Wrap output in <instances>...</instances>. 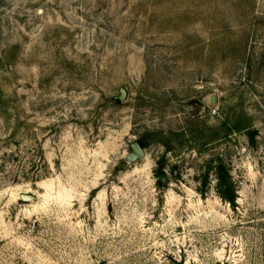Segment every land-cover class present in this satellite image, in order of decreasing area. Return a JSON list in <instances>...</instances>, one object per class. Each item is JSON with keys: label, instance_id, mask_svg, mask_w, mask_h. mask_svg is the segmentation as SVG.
Segmentation results:
<instances>
[{"label": "rangeland", "instance_id": "obj_1", "mask_svg": "<svg viewBox=\"0 0 264 264\" xmlns=\"http://www.w3.org/2000/svg\"><path fill=\"white\" fill-rule=\"evenodd\" d=\"M0 264H264V0H0Z\"/></svg>", "mask_w": 264, "mask_h": 264}, {"label": "water", "instance_id": "obj_2", "mask_svg": "<svg viewBox=\"0 0 264 264\" xmlns=\"http://www.w3.org/2000/svg\"><path fill=\"white\" fill-rule=\"evenodd\" d=\"M119 101H122L124 99V92L122 90H119ZM129 150L125 156L126 162H133L134 160L142 157V148L138 145L136 141H133L129 144ZM157 180L162 182L164 180V175L160 174L156 176ZM18 199L20 201H32V197L28 195H19Z\"/></svg>", "mask_w": 264, "mask_h": 264}, {"label": "trees", "instance_id": "obj_3", "mask_svg": "<svg viewBox=\"0 0 264 264\" xmlns=\"http://www.w3.org/2000/svg\"><path fill=\"white\" fill-rule=\"evenodd\" d=\"M138 145L142 148V145H141V143H138Z\"/></svg>", "mask_w": 264, "mask_h": 264}]
</instances>
